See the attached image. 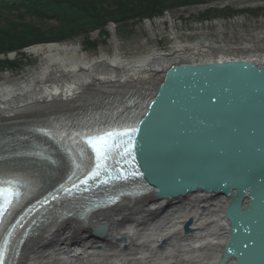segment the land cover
I'll use <instances>...</instances> for the list:
<instances>
[{
    "label": "bare ground",
    "instance_id": "6f19581e",
    "mask_svg": "<svg viewBox=\"0 0 264 264\" xmlns=\"http://www.w3.org/2000/svg\"><path fill=\"white\" fill-rule=\"evenodd\" d=\"M116 51L91 57L77 44L32 46L27 53L40 60V71L0 83V180L17 181L21 189L20 202L1 228L6 264H218L222 258L229 239L227 199L203 193L179 201L156 199L137 181L131 191L144 195L124 194L115 206L91 212L92 194L120 183L66 196L11 232L9 222L18 208L89 166L80 137L139 123L141 102L171 66L229 60L264 66V47L258 51L251 41L240 47L207 39L177 41L170 52L153 50L130 58ZM40 142L56 153V168L29 154ZM125 191L122 187L114 193ZM189 221L192 231L187 234ZM99 228H106L101 238L93 236Z\"/></svg>",
    "mask_w": 264,
    "mask_h": 264
},
{
    "label": "water",
    "instance_id": "95a60500",
    "mask_svg": "<svg viewBox=\"0 0 264 264\" xmlns=\"http://www.w3.org/2000/svg\"><path fill=\"white\" fill-rule=\"evenodd\" d=\"M142 105L131 132L136 174L129 180L156 199L202 193L227 199L229 239L218 264H264V66L176 64Z\"/></svg>",
    "mask_w": 264,
    "mask_h": 264
},
{
    "label": "rangeland",
    "instance_id": "374dc122",
    "mask_svg": "<svg viewBox=\"0 0 264 264\" xmlns=\"http://www.w3.org/2000/svg\"><path fill=\"white\" fill-rule=\"evenodd\" d=\"M119 28L120 26L117 28L110 24L107 30L111 36L107 38H102L100 31L92 32L87 41L99 45L95 51L87 49L85 45L87 38L78 37L63 43L80 45L83 53L91 57H96L101 52L114 56L117 49L124 58L141 56L153 50L170 52L177 41L182 44H195L206 39L217 45L227 44L236 47L251 41L260 51L264 47V0L227 1L209 6L188 7L173 10L155 20L130 21ZM28 49L20 51L27 55L20 64L25 67L10 74L0 70V83L19 81L40 71V60L34 55H29ZM9 58L21 59L15 53L9 54ZM0 60L4 61L5 57L1 56Z\"/></svg>",
    "mask_w": 264,
    "mask_h": 264
},
{
    "label": "trees",
    "instance_id": "16d2710c",
    "mask_svg": "<svg viewBox=\"0 0 264 264\" xmlns=\"http://www.w3.org/2000/svg\"><path fill=\"white\" fill-rule=\"evenodd\" d=\"M5 0H0V2ZM207 0H21L8 11L7 19L0 15V55L17 53L20 60H0V70L17 72L27 55L23 49L41 43L73 41L87 38L90 51L97 43L87 41L92 32L102 38L110 36L109 23L127 25L135 20H153L165 12L204 3Z\"/></svg>",
    "mask_w": 264,
    "mask_h": 264
},
{
    "label": "snow or ice",
    "instance_id": "6c2138e0",
    "mask_svg": "<svg viewBox=\"0 0 264 264\" xmlns=\"http://www.w3.org/2000/svg\"><path fill=\"white\" fill-rule=\"evenodd\" d=\"M130 131H135V129ZM127 134V132L109 131L87 138L86 142L95 154V167L89 173L88 178L99 176L102 168L107 169V161L112 158V149L116 147L115 137L126 136ZM123 151L127 155H131L130 145H125ZM82 183L86 184L87 178ZM17 184V181L11 179L0 180V214H3L12 205L13 201L19 197L20 192ZM5 251L6 249L0 248V264H5Z\"/></svg>",
    "mask_w": 264,
    "mask_h": 264
}]
</instances>
